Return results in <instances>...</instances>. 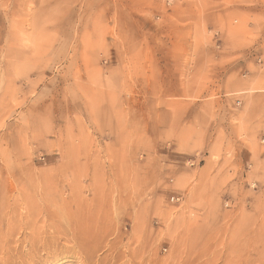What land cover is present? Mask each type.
Listing matches in <instances>:
<instances>
[{
  "label": "rangeland",
  "instance_id": "1",
  "mask_svg": "<svg viewBox=\"0 0 264 264\" xmlns=\"http://www.w3.org/2000/svg\"><path fill=\"white\" fill-rule=\"evenodd\" d=\"M0 264H264V0H0Z\"/></svg>",
  "mask_w": 264,
  "mask_h": 264
},
{
  "label": "bare ground",
  "instance_id": "2",
  "mask_svg": "<svg viewBox=\"0 0 264 264\" xmlns=\"http://www.w3.org/2000/svg\"><path fill=\"white\" fill-rule=\"evenodd\" d=\"M30 194V193H29ZM33 195V194H32ZM34 197V196H33ZM35 202V201H34ZM64 202V201H63ZM62 202V203H63ZM22 204H23V202H22ZM64 204V203H63ZM38 206V205H37ZM30 207V206H29ZM24 208H25V206H24ZM15 209V208H14ZM23 209V208H22ZM52 213V212H51ZM49 214V213H48ZM51 216V215H50ZM13 217V216H12ZM49 217V216H48ZM52 217V216H51ZM53 218V217H52ZM66 219V218H65ZM47 222V221H46ZM55 222V221H54ZM67 222H69L68 224H70V221H67ZM64 224H65V222H64ZM47 225H52L53 226V228H55V229H61V227H60V225L59 226H57V225H55V224H53L52 223V221L50 220V222H48V224ZM74 226V225H73ZM38 227V226H37ZM42 227V226H41ZM72 226H68L67 228H64V229H61L62 231H61V233L63 234V236H64V238L67 240V241H76L78 244L75 246V248H73V247H66V245H63V246H65V247H63V248H59V247H62V246H60L59 245V247H58V250L60 249L61 251H65V253L67 252H71V251H73L74 249H75V251H77V252H79V253H82V251H85V254L86 255H92L93 254V249H91V248H93V246H91V248H89L90 246H89V244L88 243H91L92 242V240L94 239L93 237H95V235L94 234H90V235H83V234H78L77 232H79V230H77L76 229V227H72ZM51 229V228H50ZM55 229H53V230H55ZM44 230V229H43ZM52 230V231H53ZM41 232V231H40ZM47 233V232H46ZM58 233H60V232H58ZM32 234V233H31ZM43 234V233H42ZM45 234V233H44ZM55 235V234H54ZM50 236V235H49ZM59 236V235H58ZM26 239V238H25ZM60 239H62V238H60ZM64 239V240H65ZM45 240V239H44ZM58 241H60L59 239H57ZM82 241V242H81ZM56 242V241H55ZM54 243V242H53ZM81 243V244H80ZM43 244V243H42ZM66 244V243H65ZM50 245H51V243H50ZM55 245V244H54ZM53 245V246H54ZM70 245V244H69ZM38 246V245H37ZM43 246V245H42ZM42 246L40 247V248H42ZM52 246V245H51ZM52 246V247H53ZM35 247V246H34ZM56 247V245L53 247V248H55ZM35 249H37V248H35ZM48 249V248H47ZM46 249V250H47ZM57 251V250H56ZM58 252V251H57ZM60 252V251H59ZM58 252V253H59ZM47 253V255H53L54 256V259H55V257L56 256H58L56 253H54V252H46ZM61 253V252H60ZM64 253V252H63ZM66 256V255H65ZM53 258V257H52ZM65 258V257H64ZM67 258H69V255H68V257ZM60 259V258H59Z\"/></svg>",
  "mask_w": 264,
  "mask_h": 264
},
{
  "label": "built area",
  "instance_id": "3",
  "mask_svg": "<svg viewBox=\"0 0 264 264\" xmlns=\"http://www.w3.org/2000/svg\"><path fill=\"white\" fill-rule=\"evenodd\" d=\"M172 199H173V198H172ZM178 200H179V197H176V198H175V201H178Z\"/></svg>",
  "mask_w": 264,
  "mask_h": 264
}]
</instances>
